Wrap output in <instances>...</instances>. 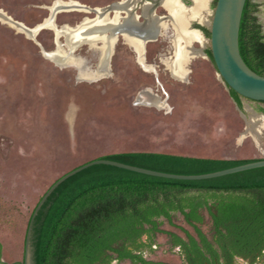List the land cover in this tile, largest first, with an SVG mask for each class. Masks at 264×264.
<instances>
[{
	"label": "rangeland",
	"instance_id": "rangeland-1",
	"mask_svg": "<svg viewBox=\"0 0 264 264\" xmlns=\"http://www.w3.org/2000/svg\"><path fill=\"white\" fill-rule=\"evenodd\" d=\"M56 1L0 0V242L2 258L10 263L24 258L28 227L42 196L59 177L91 159L149 147L202 157L264 158L263 118L242 119L237 138L233 136L236 139L208 135L205 129L215 123L208 112L229 114V106L220 97L199 100L201 111L187 109L194 105L186 104L176 119L159 122L163 124L137 121L133 107L136 85L155 81H147L135 69L128 70L132 48L124 42L123 34L107 54L117 53L116 61L126 64L114 75L109 60H104L106 69H97L101 50L89 48L88 44L73 52L77 62L59 64L47 56L46 52L58 46H70L65 34L54 39V23L56 28L66 24L78 27L84 17L92 19L97 14L76 7L55 12L52 6ZM62 1L77 2L89 9L128 2ZM253 1L259 3V20L264 26V0ZM114 13L112 10L108 14L112 17ZM126 15L123 9L122 16ZM106 33L113 34L112 29ZM147 45L152 46V42ZM215 77V83L229 92L220 74ZM188 110L192 117L186 115ZM134 124L136 131L132 132ZM176 139L181 141L175 142ZM146 256L182 264L177 248L164 234L158 235L154 252Z\"/></svg>",
	"mask_w": 264,
	"mask_h": 264
},
{
	"label": "trees",
	"instance_id": "trees-1",
	"mask_svg": "<svg viewBox=\"0 0 264 264\" xmlns=\"http://www.w3.org/2000/svg\"><path fill=\"white\" fill-rule=\"evenodd\" d=\"M259 10V3L246 1L240 49L249 66L264 75ZM210 56L213 60L211 47ZM230 92L237 101L244 97ZM100 157L178 174L208 173L261 159L155 151ZM160 234L177 248L182 264H264V166L200 180L109 164L89 166L63 181L36 215L35 264H176L147 258ZM0 264H24V258L4 261L0 242Z\"/></svg>",
	"mask_w": 264,
	"mask_h": 264
},
{
	"label": "crops",
	"instance_id": "crops-1",
	"mask_svg": "<svg viewBox=\"0 0 264 264\" xmlns=\"http://www.w3.org/2000/svg\"><path fill=\"white\" fill-rule=\"evenodd\" d=\"M216 3L217 0H159V3L154 4L152 22L145 33L147 41L152 42V46L147 45L146 51L140 53L136 47L128 43L132 48L130 54L132 57H128L132 62H129L128 70L135 69L144 75L147 81H155L136 85L133 107L137 110L136 118L140 123L150 125L154 122L164 123L168 119H176L175 116L186 104L194 105L187 106V109L191 107L201 111L202 105L199 100H216L219 97L229 106L226 105L230 115L210 110L208 115L215 123L205 129L209 131L208 135L213 133V136L229 135L230 138L233 136L237 138L236 133L242 128V119L247 117L254 121L264 119L262 111L264 103L245 97L237 101L230 91L222 89L215 83L218 71L210 56V31ZM139 35L145 36L142 33ZM116 54L114 52L113 55L104 58L109 60L108 66L113 75L126 66V64L123 66V61H116L119 59L116 58ZM100 59L101 55L98 56V62ZM105 67L107 68L106 63ZM186 115L192 117L189 110ZM131 131H136L135 124L131 125ZM162 148L153 150L149 147L147 150L126 151L164 152L157 151Z\"/></svg>",
	"mask_w": 264,
	"mask_h": 264
},
{
	"label": "water",
	"instance_id": "water-1",
	"mask_svg": "<svg viewBox=\"0 0 264 264\" xmlns=\"http://www.w3.org/2000/svg\"><path fill=\"white\" fill-rule=\"evenodd\" d=\"M151 1L155 4L159 3V0ZM246 1L247 0H217L211 23V50L217 71L229 90L233 89L240 95L249 99L264 101V75L258 73L253 68H251V66H249V64L245 61L240 49V29ZM153 9L154 5L152 7L151 13L153 12ZM94 164H109L140 173L166 178L200 180L263 167L264 158L202 174H178L158 171L103 157L91 159L85 163H82L81 165L74 167L59 177L40 199L32 214L27 231L24 264H35L32 230L34 219L42 205L45 203L49 195L63 181Z\"/></svg>",
	"mask_w": 264,
	"mask_h": 264
},
{
	"label": "bare ground",
	"instance_id": "bare-ground-1",
	"mask_svg": "<svg viewBox=\"0 0 264 264\" xmlns=\"http://www.w3.org/2000/svg\"><path fill=\"white\" fill-rule=\"evenodd\" d=\"M128 2H126L125 4L124 3L118 4V6L115 5L116 6L115 7L116 8L115 18L110 17L109 14L106 12L107 14H105V16L99 15L98 17H96L94 19L82 20L80 25L76 28L75 27L70 28V27H68L69 26L68 25L67 27L63 26L61 29H58V30H56V28H55V30L57 31L58 35L59 34H62V35L65 34L66 35L67 43L68 44L70 43V46L68 45L69 47L75 46L74 45L75 41H76L75 43H77V42H80L82 40H88L89 43L95 44V47L98 48L97 42H98V40H100L103 45L98 48L101 50V53H100L101 59L98 63L97 69L98 70L106 69L105 64H104V58L107 56V54L109 52L110 45L114 42V40L111 38V36L113 34H111V35L107 34L106 31L111 30V27L114 26V24L117 22L118 15L120 14L121 11H123V9L124 10L126 9V12L129 13L130 9L133 6H130V4ZM74 5H75L74 2L72 3V2L58 0L53 4L52 10L54 11V9H58L59 7H64L65 9H68V8L74 7ZM122 19L123 18H121V20ZM130 19L131 18L129 16H127V17L124 16V20L128 21ZM50 20H51V18L47 19L45 21V23L49 24ZM101 28L102 29L106 28L105 32H103V30H101ZM125 36H126V40L128 41V43H130L131 45H134L138 50L140 49V46L143 45V43H141V41H139L135 37H131L129 34L125 35ZM69 47H68V49H64V48H61L58 46V48L54 52H46V55L49 56L50 58H52L53 60H55L56 62H58L59 64H62V63L68 64V63L77 62V59L74 55H70V56L68 55L69 51H71V48H69ZM102 72L104 73V71H102ZM90 74L91 73H89V75Z\"/></svg>",
	"mask_w": 264,
	"mask_h": 264
},
{
	"label": "flooded vegetation",
	"instance_id": "flooded-vegetation-1",
	"mask_svg": "<svg viewBox=\"0 0 264 264\" xmlns=\"http://www.w3.org/2000/svg\"><path fill=\"white\" fill-rule=\"evenodd\" d=\"M128 1H129L128 3L130 4V6H133V7L130 9L129 13L127 12V15L125 17L129 16L131 19L128 21H126L124 19L121 20V18H124V16H122V14H121L122 13V11H121L120 14L118 15L117 22L114 24V26L111 27L112 33H113L111 38L114 41H116V40H118L120 34H123V36H125V34L128 33L131 37H135L136 39L141 41V43H143L144 47H143V45L140 46V49L138 51L140 53L141 52L144 53L147 49V44H148L145 33L147 30H149L150 22H152L151 19H152L153 13H151V11H152V7L155 3L152 2L151 0H128ZM70 2H72V1H70ZM118 4H120V3L113 4L112 6H108V7H104V8L96 7V8H90L89 9V6H87V5L82 6V4H76L75 3L74 7H77L79 10L96 11V13H97L96 17H98L99 15L105 16V14L109 13L110 10L115 11L116 10L115 7L118 6ZM150 4H151V7H149ZM74 7H72V9H75ZM63 8L64 7H59L58 9H63ZM138 9H141V12H138L139 11ZM56 10L57 9H54L55 12H56ZM55 12L53 14H55ZM115 15H116V13H114L112 18H115ZM96 17H93L92 19H94ZM84 19H90V18L84 17L83 20ZM52 26H53V24H52ZM56 26H57V23H54V26H53L54 29L56 28ZM67 26H68V24H66V27ZM68 27H70V28L75 27L76 28V26H71V25H69ZM58 29H61V28H56V30H58ZM56 30H54V32L56 34L54 39L58 38V34H57ZM101 30H103V32H105V28H103V29L101 28ZM140 33H142L145 36L143 37V36L139 35ZM124 38H125L124 42L128 43L126 40V37H124ZM141 38H143L144 40ZM75 42H74L75 46H71V51H69V53H68L69 55H74L75 53H73V52L76 51L80 45L88 44L89 48L91 46L95 49H98L100 46L103 45L100 40H98V42H97V44L101 43L100 45H98V48L95 47V44L89 43L88 40H82V41L77 42V43H75ZM132 46H134V45H132ZM110 48H112V44H111ZM56 49L52 50V52H54ZM104 64H105V62H104Z\"/></svg>",
	"mask_w": 264,
	"mask_h": 264
}]
</instances>
